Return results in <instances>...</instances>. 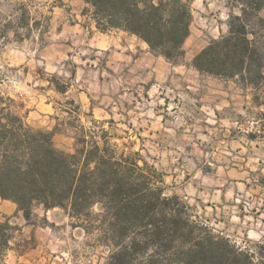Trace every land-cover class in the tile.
<instances>
[{
  "label": "rangeland",
  "instance_id": "obj_1",
  "mask_svg": "<svg viewBox=\"0 0 264 264\" xmlns=\"http://www.w3.org/2000/svg\"><path fill=\"white\" fill-rule=\"evenodd\" d=\"M191 9L178 66H192L227 31L226 0H194ZM77 20L95 26L83 0H0V100H12L10 111L33 129L54 130L55 148L66 153L81 128L104 134L150 187L177 199L173 206L196 226V238L225 242L264 264V81L253 87L189 68L149 87L139 75L106 68V53L88 45L91 33L62 26ZM43 102L53 112L38 106L41 117L26 121ZM34 214L24 227L11 221L19 232L0 246V264L106 263L110 248L87 224L99 206L80 220L59 208ZM81 222L86 231L73 227Z\"/></svg>",
  "mask_w": 264,
  "mask_h": 264
},
{
  "label": "trees",
  "instance_id": "obj_2",
  "mask_svg": "<svg viewBox=\"0 0 264 264\" xmlns=\"http://www.w3.org/2000/svg\"><path fill=\"white\" fill-rule=\"evenodd\" d=\"M97 31L123 30L141 38L150 51L176 64L190 34L194 0H83ZM227 31L192 60L200 73L240 78L258 87L264 81V0H226ZM63 91V89H62ZM0 198L14 202L24 220L34 210L62 209L70 219H90L98 241L110 248L105 264H252L249 258L211 237L196 238L193 225L162 196L143 173L117 156L104 134L81 128L74 151L55 148L54 130L33 129L0 100ZM97 223V224H94ZM73 227L83 228L84 223ZM19 227L0 223V246Z\"/></svg>",
  "mask_w": 264,
  "mask_h": 264
},
{
  "label": "crops",
  "instance_id": "obj_3",
  "mask_svg": "<svg viewBox=\"0 0 264 264\" xmlns=\"http://www.w3.org/2000/svg\"><path fill=\"white\" fill-rule=\"evenodd\" d=\"M80 21L81 20L72 21L68 25L66 24L67 21H65V24L62 26L66 31H70L71 33H74V35L77 33L90 35L91 33V36L88 38V45L93 47L96 50V53H106V59L102 62L106 68L115 69V71L126 70L129 73H133L134 76L139 75L149 87L162 85L168 80L172 73H177V71L183 70V73H185L191 68V70L198 72L192 66H178L169 63L162 56L153 54L148 45L136 35L123 30H111L102 33L97 31L95 26L87 27L84 25V21ZM49 50L52 51V48H49ZM57 55L56 52L53 54L55 57L54 60H56ZM70 57L72 58L73 56ZM81 61L85 62L88 60L81 59ZM19 63L23 64L24 61L22 60ZM99 74L102 76L103 72H100ZM38 106L41 107L38 109L44 113L51 114L53 112L50 103H35L33 109L26 114V121H29L32 118L41 117V115L34 110V108H37ZM54 136H57L56 133ZM6 219H10V223L12 220H15L19 222V225L22 227L27 223L14 202L0 198V223Z\"/></svg>",
  "mask_w": 264,
  "mask_h": 264
}]
</instances>
